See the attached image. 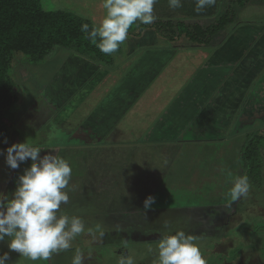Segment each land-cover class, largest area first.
I'll use <instances>...</instances> for the list:
<instances>
[{
  "label": "rangeland",
  "instance_id": "obj_1",
  "mask_svg": "<svg viewBox=\"0 0 264 264\" xmlns=\"http://www.w3.org/2000/svg\"><path fill=\"white\" fill-rule=\"evenodd\" d=\"M247 1V7L242 10L232 3L228 7L240 11L234 26L243 28L233 31L238 35L233 40L239 46L238 51L241 48L243 52L257 36L264 34V4ZM43 4L47 9L72 11L92 22H99L105 15L102 0H43ZM133 26L129 33L137 31L132 30ZM246 38H249L247 43ZM127 40L123 44H127ZM239 40H244L245 45L241 46ZM260 46L253 43L250 50H261ZM55 54L59 52H51L47 63L53 61ZM13 58L11 87L18 100L5 111L6 121L14 132L0 148V191L10 194L17 177L31 164L28 160L15 170L6 164V149L12 143L27 140L42 148L41 155L57 150L73 169L69 202L62 205V209L69 215L80 216L86 226L85 232L72 241L73 248L54 255L51 261H30L9 252L13 264H71L76 248L83 252L84 264H118L122 254L130 255L135 264H155L156 244L165 226L193 235L206 264H264V148L251 163L240 159L253 135L264 136V102L261 112L260 106L248 112L247 119L253 122L242 126L238 109L246 87L241 85V71L220 80L225 81L222 85L229 86L222 91L219 89L220 94L216 91L214 95L196 96L197 88H192L179 97L178 88L184 82L179 79L183 64L175 61L176 64L158 75L148 93L133 105L127 102V97L118 102L116 97H121L118 94L108 96V91L123 76V71L116 70L102 79V83L97 82L98 89L89 88V97L77 94L78 103L86 102L81 107L82 112L70 116H78L73 121L76 123L73 129V124L69 123L73 119L68 118L66 127L65 121L56 116L60 93L49 92L46 99L50 96L52 99H42L45 83L48 85L53 78L49 76L51 79L42 83L43 89L40 87L42 80L37 79V75L45 74L40 71L44 63H37L41 67H30L32 62L20 54ZM238 64L239 70L242 64ZM195 65L198 63L192 61L185 72ZM263 68L257 72L258 77L264 78ZM209 74L201 79L203 83L208 81ZM227 82L230 83L227 85ZM256 82L257 78L252 87ZM173 83L176 84L173 86ZM257 96L263 98L264 94L255 93L254 103ZM101 104V132L98 126H91V130L90 126L84 127L83 134L69 132L68 129L75 131ZM165 108L161 116L160 109ZM154 116L163 118L156 121ZM233 118H236L233 127H228ZM214 120L218 121V126L214 125ZM85 140L96 142L86 143ZM252 165L260 167L259 176H254ZM228 172L247 175L250 182L248 195L230 207L224 205L231 187L226 182ZM148 195L155 196L156 201L145 211L143 202ZM101 230L103 237L99 236ZM101 242L106 245H99ZM149 247L153 249L151 253ZM8 251L7 242H0V254Z\"/></svg>",
  "mask_w": 264,
  "mask_h": 264
},
{
  "label": "crops",
  "instance_id": "obj_2",
  "mask_svg": "<svg viewBox=\"0 0 264 264\" xmlns=\"http://www.w3.org/2000/svg\"><path fill=\"white\" fill-rule=\"evenodd\" d=\"M256 2L257 3L253 2L252 4H264V0H257ZM231 3L237 6L236 8L242 10L247 7L248 1L246 0V5L240 7L239 4L236 5L234 3V0H216L215 6L207 8L201 13H197L194 10L195 0H183V6L175 10L169 8L167 0H158V2L154 5V15L157 17L155 21L151 25L147 26L137 21L139 24L137 25V27L134 25L132 29L137 31L135 33L130 32L128 34L129 38L127 40V44L121 45L122 51L120 54L116 55L114 64H112L111 66H105L104 64H102V62L92 59L91 57L88 58L85 55H80L78 54V52L69 48H55L54 50L56 51L54 52H59V54H55L56 56H54L55 58H53V61L47 63L48 56L51 54L50 53L43 61L37 62L40 64L44 63L42 65L44 67H42L43 69H41L40 71H43L45 74L41 77L37 75V79L42 80V82L40 83L41 88L43 86V81L47 79L50 80L51 78H49V76H53L51 83H49L48 85V82L45 83L46 91L44 92L45 94L42 96V99L44 101L50 100L51 96L46 99V93L49 94V92H51L53 95L55 93H60V108L59 110L57 108L58 112L56 116L58 118L60 117L62 121H65V124L68 123V118L73 119L72 122L69 123L73 124L72 127L73 129H75L76 123H73V121H76L75 117L78 116H76L75 114L72 118L70 116L75 112H80L81 107L86 102L84 101L83 103L80 101L78 103L75 98L77 94H83L89 97L90 91L87 90L88 88H93L94 90L98 89V83H102V79L98 81L102 76V70H108L110 71V73L116 70L123 71L122 78L113 87H111L110 91H108V96L118 94L119 96H121L116 97V100L118 99V102H121L127 97V102H130V104L134 105L135 103H137V101L139 102V100L146 93H148V90L151 88L154 80H156L158 75H161L163 71L168 68V66L175 65V61H178L179 63L183 64L182 67L184 70L181 71L179 76V79L182 78L184 80V82L179 85L178 88L180 92L178 91L177 96L179 97H181L187 89L192 88H197V90H195L196 96H207L208 94L214 95L216 91L220 94V90L222 91L225 87H229L225 86L226 84L222 85L225 81L223 82L220 80H223L226 77L228 78L229 76L233 77L235 72L241 71V85L242 88L246 87V90L244 94V100L242 101L240 108L238 109V111L240 112L238 113V115L239 117L242 116V126H244L245 124H251L253 121L247 119L249 116L248 112L251 113V111L254 110L255 106H260L261 108V104H263L262 102H264V97L260 98L258 96L256 103L252 101V97L255 93L261 95L264 94V78L261 76V78L257 76V72L261 69V67L264 66V34L257 36L256 39L252 42V44L257 43L258 46H260V43L263 44L262 46H260L262 48L261 50L260 48L255 49V51L250 50V47L252 45L250 43L251 45H247L246 51L243 52L241 48L238 51L239 46L236 45L235 40H233L238 36L235 35L233 31L235 29L243 28L242 26L239 27V25L234 26L238 18H236V22L230 24L224 32H221L220 35L216 37L215 42H212V46L197 45L193 43L185 34L180 36L178 39L176 38L175 40H169L167 38L169 33L165 34L167 36L159 34L157 32V27L154 26V23L166 24L164 26L167 28V24L169 23L173 26V29L176 30L174 25L177 22H181L189 26H194L195 24H197L206 27L208 25L216 23L220 15L229 10L228 7L231 6ZM236 8L234 7L233 10L237 13L238 17L240 11H236ZM217 11L219 13H217ZM246 29L252 28L247 27ZM248 39L246 38V43L248 42ZM239 41L242 43L244 40ZM244 45L245 44L243 43L241 44V46ZM188 48L191 49L188 50ZM54 52L52 51V54ZM195 57L199 59H191ZM204 60L205 62L203 64H200L201 61ZM192 61L198 63V65L188 68V71L185 72V69L189 64H191ZM37 63H30V67H33L34 65L35 67H41V65H37ZM238 63L242 64V67H240L239 70ZM102 67L104 69H102ZM194 69L197 70L195 71ZM226 69L227 72L225 71ZM209 71H211L210 74L208 73ZM188 73H190V75L192 74V76L187 81L188 77L186 76L188 75ZM208 74V81L206 82L203 80V83L201 79H203V77L205 76L208 77ZM256 78L257 82L252 87V84L254 83ZM131 79L135 81L131 82ZM95 81H97L98 83ZM94 82L97 84L93 85ZM229 83L230 82H227V85ZM175 84L176 83H173V86ZM28 91V95H30L31 90L28 89ZM248 95H250V97H248ZM129 96L130 99L128 98ZM205 98L206 97H204L203 99ZM211 102L212 100L209 101V103ZM49 105L51 106L52 104L49 102ZM242 105H244V108H242ZM44 110L45 108H43V111ZM54 110H56L55 106ZM160 110L162 111V113L160 114H162L161 116H163L167 108ZM261 111L262 108L259 109V112ZM101 115L102 104L95 108L88 116V119L85 120L81 125H79L75 131L71 132L74 133V135H76V133L83 134L82 130L87 126H90V130L91 126H94L95 128L98 126V131L101 132V127H99L100 125H102ZM157 117L158 116H154L155 119ZM160 118L161 117L157 118L156 121L161 120L163 117L161 119ZM235 119H232L233 122L231 125L229 124L228 127H233ZM214 122L215 126L219 125L218 121L214 120ZM85 142L93 143L96 141L85 140Z\"/></svg>",
  "mask_w": 264,
  "mask_h": 264
},
{
  "label": "clouds",
  "instance_id": "obj_3",
  "mask_svg": "<svg viewBox=\"0 0 264 264\" xmlns=\"http://www.w3.org/2000/svg\"><path fill=\"white\" fill-rule=\"evenodd\" d=\"M158 0H102L103 18L81 24L86 38L106 55L114 54L128 39L130 27L137 21L151 25L157 18L154 5ZM170 9H179L183 0H167ZM216 0H195V12L201 13L213 7ZM4 143H7L5 139ZM53 150V149H49ZM27 140L12 143L6 149V164L13 170L31 160L17 177L10 194L0 191V242H7L8 252L0 254V264H13L9 252L30 261H51L52 257L72 248V241L85 232L84 220L69 215L62 205L69 202L72 166L58 151H46ZM226 182L231 185L226 194V207L246 197L250 190L247 175L228 172ZM156 197L148 195L144 202L147 211L155 204ZM100 231L99 236L103 237ZM7 238V239H6ZM153 249L148 248L151 253ZM155 264H206L196 238L183 230L170 227L160 232L156 244ZM71 264H84V255L76 248ZM118 264H135L134 259L122 254Z\"/></svg>",
  "mask_w": 264,
  "mask_h": 264
},
{
  "label": "trees",
  "instance_id": "obj_4",
  "mask_svg": "<svg viewBox=\"0 0 264 264\" xmlns=\"http://www.w3.org/2000/svg\"><path fill=\"white\" fill-rule=\"evenodd\" d=\"M235 1H238L240 7L246 4V0H234V3ZM236 18L237 13L230 9L221 14L216 23L206 27L197 24L189 26L181 22L174 25L176 30L169 23L167 28L164 26L166 24L154 23V26L157 27L159 34L169 33L168 36L165 35L169 40L178 39L185 34L197 45L212 46L216 37L230 24L236 22ZM83 23H88L91 28L93 22L69 10L47 9L43 0H0V148L5 146V139L8 141L10 133L14 132L6 121L5 111L18 100L11 87L15 54L37 63L43 61L55 48L64 47L100 61L105 66L114 64L116 55L122 51V46L114 54L102 53L81 31ZM110 74V71L102 70V76L98 81ZM191 76L192 74L188 76L187 81ZM95 82L93 85H96ZM90 89L88 88V91ZM65 129L67 130L66 127ZM263 148L264 136L257 133L244 146L240 159L251 163L253 159L259 158ZM251 169L254 170V176H259L260 167L258 169L252 165Z\"/></svg>",
  "mask_w": 264,
  "mask_h": 264
},
{
  "label": "flooded vegetation",
  "instance_id": "obj_5",
  "mask_svg": "<svg viewBox=\"0 0 264 264\" xmlns=\"http://www.w3.org/2000/svg\"><path fill=\"white\" fill-rule=\"evenodd\" d=\"M102 231V230H101ZM86 236V235H85ZM108 244H111V245H113V246H115V247H118L119 246V244H113V243H108ZM99 245H101V246H103V245H106V243H100ZM117 245V246H116Z\"/></svg>",
  "mask_w": 264,
  "mask_h": 264
}]
</instances>
